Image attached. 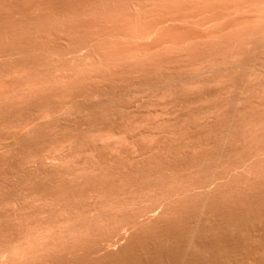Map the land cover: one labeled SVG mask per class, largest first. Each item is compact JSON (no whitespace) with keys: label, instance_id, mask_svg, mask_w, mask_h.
Here are the masks:
<instances>
[{"label":"rangeland","instance_id":"rangeland-1","mask_svg":"<svg viewBox=\"0 0 264 264\" xmlns=\"http://www.w3.org/2000/svg\"><path fill=\"white\" fill-rule=\"evenodd\" d=\"M125 1L0 0V264H264V43L108 71L182 3Z\"/></svg>","mask_w":264,"mask_h":264},{"label":"bare ground","instance_id":"bare-ground-1","mask_svg":"<svg viewBox=\"0 0 264 264\" xmlns=\"http://www.w3.org/2000/svg\"><path fill=\"white\" fill-rule=\"evenodd\" d=\"M114 1V0H113ZM125 1V0H124ZM129 1V0H128ZM132 1H134V0H132ZM154 0H152V2H153ZM158 1H160V0H156V3H154V4H150L151 6H152V9L154 8V5L156 4V5H159V2ZM162 1V0H161ZM167 1L168 0H163V4H165V2H166V4H168L169 5V2L167 3ZM171 1V7H173V9L170 7V5L168 6V8L169 9H171V10H169L168 8H166L167 9V11L165 10L164 12H168V10H169V14H170V12L171 13H173V10H174V8H176V6L179 4L178 2H180V1H178V0H174V2L172 1V0H170ZM175 1H176V3H177V5H176V3H175ZM187 1H189V0H187ZM186 0H182V3H181V5L182 4H184L185 6H190L191 7V5L189 4V2H188V5H186L185 4V2H187ZM191 1V0H190ZM193 1V0H192ZM191 1V2H192ZM201 1L202 0H200V1H198V0H194L193 2H195L194 4H193V6H194V8H196V10H197V13H195V12H193L192 14H188V16H186L187 14H183L182 12H187L186 11V9H185V7L182 5H178L177 6V8H178V11H177V9H175V11H174V15L176 16V17H173L174 15L172 14H170V16H172V17H169V15H168V17L167 16H165V18L167 17L168 19H164V21L162 20L163 18H161L160 17V15H159V18H161V21L158 19V23L157 22H153V23H156V24H154V25H152V22L150 23V25H151V27H149L150 25H147V27L145 26V23H144V19L145 18H143L142 20H143V23L140 21L141 19H139L140 17H137L136 19L138 20V24L140 25L141 23V28H143L142 29V31H139L138 33H135V35H132L131 33L133 32V28H130L129 30L128 29H126V28H128V27H126V28H123V29H126V30H128L127 32L129 33L128 35H127V33H125V35H127V36H130L131 37V41L133 42V40H134V42H137L138 44H139V47L138 48H136L137 46H135V45H137V43L136 44H133L132 45V47L131 48H133V50H131V51H129L130 49H127V50H124V51H126L125 53L126 54H124V52H123V54H122V52H121V54L122 55H120L119 57L117 56V57H114L115 58V60H113L114 58H112L113 56H110L112 59H109V57L107 56L106 57V59H107V61H112V62H107L106 60V63H108V65H105V61H102L103 59H104V56L101 58L100 57V59H101V61L103 62V65L104 66H106V68L105 69H107V67L110 65V67L108 68V69H110V68H112V66H117L116 64H114L113 62L115 61V63H118L119 62V64H120V67H121V65L122 64H124L125 62H127V63H132V64H134L135 65V63H141V62H143L144 63V61L146 62V60H148V59H153V58H155V57H159V56H164V59L166 58L165 56H168V55H177L178 56V54H179V56H180V54H182L183 56L185 55L186 57L187 56H189V52H190V56L189 57H192L191 56V54H194L195 53V51L196 50H198V52H199V49L198 48H202V47H207V49H208V47L210 48L211 47V49H213V46H215L216 48H219V46H217L218 44L221 46H224V44L225 45H227V47L229 46V43H234L235 45L237 44V46H235L234 44V46L235 47H237V50H238V48H239V45H240V47L242 46L243 48H249V46H250V44H252V42L253 41H255L258 45H261V46H259V47H261L262 48V43H264V0H206L207 2H208V6L205 8L204 6H205V4L207 3L205 0L204 1H202L203 3H201ZM108 2V1H107ZM119 2V1H118ZM121 2V1H120ZM126 2V1H125ZM124 2V3H125ZM136 2V1H135ZM140 3H141V1H139ZM146 2H148L147 0L145 1V4H144V2H143V4H144V6L147 4ZM151 1H149V3H152ZM198 2V3H197ZM202 4H200V3ZM106 3V2H105ZM131 3V2H130ZM138 3V2H137ZM137 3H135V6H136V4ZM161 3V2H160ZM172 3H175V4H172ZM200 4V7L201 8H203L202 10H200L201 8H198L197 6V4ZM134 4V3H133ZM163 4L161 5V6H163ZM196 4V5H195ZM99 5H101V4H99ZM109 5V4H108ZM124 5V4H123ZM129 5H132V4H129ZM147 5H149V4H147ZM173 5H176L175 7L173 6ZM111 6H112V4H111ZM119 6H121V5H119ZM135 6H132L133 8H135ZM139 6H140V4H139ZM138 6V7H139ZM165 6V5H164ZM196 6V7H195ZM203 6V7H202ZM100 8H101V6H99ZM104 7V6H103ZM108 8H109V6H107ZM118 7V6H117ZM137 7V9H139ZM141 7V6H140ZM180 7H182V8H184L183 10L184 11H182V8H181V11L179 10V8ZM189 7V9L190 10H195V9H193V7H192V9ZM122 8V7H121ZM141 8H143V7H141ZM140 8V9H141ZM199 10H198V9ZM103 9V8H102ZM125 9H126V7H125ZM128 9H130V8H128ZM127 9V10H128ZM139 9V10H140ZM145 9H147L146 7H145ZM162 9V8H161ZM165 9V8H164ZM93 10V9H92ZM92 10H91V12H92ZM100 10V9H99ZM105 10H108L106 7H105ZM118 10V9H117ZM119 10H120V8H119ZM133 10V9H132ZM132 10H131V12H132ZM135 10H136V8H135ZM134 10V11H135ZM144 10V9H143ZM143 10H141V12L143 11ZM148 10H150L151 11V8H149ZM153 10H157V8L155 7ZM163 10V9H162ZM161 10V11H162ZM195 10V11H196ZM95 11V10H94ZM109 12L111 11L110 9L108 10ZM121 11H123V10H121ZM147 11V10H146ZM178 12V14H176L175 12ZM100 12V11H99ZM99 12H98V14H99ZM105 12V11H104ZM114 12V11H113ZM126 12V11H125ZM124 12V13H125ZM128 12V11H127ZM141 12H139V13H141ZM144 12V11H143ZM142 12V13H143ZM189 12V11H188ZM192 12V11H191ZM112 13V12H111ZM114 13H116V12H114ZM113 13V14H114ZM136 13L138 14V12L136 11ZM144 13H147V12H144ZM180 13H182V15H183V17H181L182 15L180 14ZM190 13V12H189ZM109 14V13H108ZM118 14H120V13H118ZM148 14H149V12H148ZM160 14H161V16H163L164 17V14H163V11H162V13L160 12ZM167 14V13H166ZM165 14V15H166ZM180 14V15H179ZM103 15V14H102ZM112 15V14H111ZM135 15V14H134ZM177 15H179L178 17L179 18H177ZM105 16V15H104ZM138 16V15H137ZM139 16H140V14H139ZM143 16V15H142ZM145 16V15H144ZM152 16V15H151ZM106 17V16H105ZM127 17V16H126ZM128 17H130V16H128ZM181 17V18H180ZM118 18V17H117ZM116 18V19H117ZM135 18V17H134ZM148 18V17H147ZM133 19V18H132ZM113 20V19H112ZM120 20V19H119ZM118 20V21H119ZM122 20H123V18H122ZM121 20V21H122ZM129 20V19H128ZM137 20H135V21H137ZM165 20H166V22H165ZM115 21H117V20H115ZM114 21V22H115ZM120 21V22H121ZM150 21H151V19H150ZM110 22V21H109ZM113 22V23H114ZM124 22V21H123ZM132 22V21H131ZM147 22V21H146ZM164 22V23H163ZM167 22H169L170 24H171V26H173V25H175L174 26V28L176 27V29H173L171 26H170V28H172V31H174V32H176V30L177 31H180L179 33L181 34V36H179L180 34H178L177 32V34H178V36L176 37V36H174V33L172 34L171 33V31L169 30L168 31V26L166 25V23ZM183 23L184 25H186L187 24V26L189 25V26H191V27H194V30H196L195 31V33H194V30H193V34L192 33H188V30H187V32H186V30H185V26H184V28H182V27H180V29L182 28V29H184V30H179L178 28V26H179V24L178 23ZM119 23V22H118ZM118 23H116L115 22V24H118ZM135 23V22H134ZM176 23V24H175ZM110 24H112V23H110ZM127 24V23H126ZM132 24V23H131ZM147 24V23H146ZM167 27V30H166V28H163V27H165L164 25ZM168 24V23H167ZM170 24H168V25H170ZM178 24V26H176ZM114 25V24H113ZM112 25V26H113ZM124 25H125V23H124ZM143 25V26H142ZM119 26V25H118ZM117 26V27H118ZM128 26V25H127ZM186 26V27H187ZM120 27V26H119ZM133 27V26H132ZM149 27V28H148ZM178 27V28H177ZM107 28H110L109 26L107 27ZM112 28V27H111ZM113 28H114V26H113ZM116 28V27H115ZM188 28V27H187ZM164 29L167 31V32H165L164 31ZM109 30V29H108ZM131 30V31H130ZM198 30V31H197ZM123 31V30H122ZM136 30H134V32H135ZM165 33H167V34H169V33H171V34H169V36H171L172 35V37H169L168 35V37H166V35H165V38H163V36H164V32ZM185 32V33H187V34H182V32ZM105 32V31H104ZM133 32V33H134ZM169 32V33H168ZM192 32V31H191ZM102 34V33H101ZM111 34V33H110ZM124 34V33H123ZM105 35V34H104ZM120 35H122V34H120ZM120 36V38H124V39H126L125 37H127V36ZM119 36V35H118ZM105 37V36H104ZM104 37H102V38H104ZM107 37H109V36H107ZM112 37V36H111ZM111 37H109L110 39H111ZM114 37V36H113ZM112 37V38H113ZM130 37H128V38H130ZM106 38V37H105ZM115 38H117V37H115ZM114 38V39H115ZM100 39V38H99ZM113 39V40H114ZM128 40V42H131L129 39H126L125 41H127ZM102 41V40H101ZM110 41H112V39L110 40ZM115 41H117V39H115ZM120 42L119 43H121L122 42V39L121 40H119ZM127 42V43H128ZM103 43V42H102ZM111 43V42H110ZM115 43V42H114ZM221 43H224V44H221ZM256 43H254V45L256 44ZM119 45V44H118ZM122 45V44H121ZM247 45H248V47H247ZM253 45V46H254ZM257 45V46H258ZM120 46V45H119ZM118 46V47H119ZM244 46H246V47H244ZM117 47V46H116ZM117 47V48H118ZM130 47V46H129ZM256 47V46H255ZM263 47H264V45H263ZM120 48V47H119ZM123 48V47H122ZM125 48H127V46L125 47ZM215 48V49H216ZM229 48V47H228ZM243 48H241V49H243ZM257 48V47H256ZM195 49V51H194V53H193V51L192 50H194ZM210 49V50H211ZM220 49V48H219ZM235 49V48H234ZM240 48H239V50H241ZM209 50V49H208ZM214 50V49H213ZM230 50V49H229ZM245 50V49H244ZM257 50H259V52H260V48L259 49H257ZM263 50V49H262ZM261 50V51H262ZM86 51H88V48H87V50ZM117 51V50H116ZM129 51V52H128ZM200 51H202V50H200ZM233 51V50H232ZM231 51V52H232ZM242 51V50H241ZM256 51V50H255ZM119 52V51H118ZM187 52V53H186ZM220 52H222L221 50H220ZM228 52V51H227ZM249 52V51H248ZM264 52V51H263ZM94 53V52H93ZM97 53V52H96ZM108 53V52H107ZM112 53V52H111ZM212 53V52H211ZM238 53H239V51H238ZM77 54V53H76ZM79 54V53H78ZM88 54H90V53H88ZM95 54V53H94ZM102 54V53H101ZM104 54H106V53H104ZM188 54V55H187ZM217 54V55H216ZM216 54H215V57L216 56H218L219 57V53H218V51H216ZM222 54H224V53H222ZM84 55V54H83ZM87 55V54H86ZM96 55V54H95ZM108 55V54H107ZM180 56V57H183V56ZM197 55H199V54H197ZM203 55V54H202ZM234 55V54H233ZM77 56V55H76ZM79 56V55H78ZM85 56V55H84ZM90 56L91 55H89V57H88V59H90ZM100 56V55H99ZM116 56V55H115ZM176 56V57H177ZM210 55H207L206 57H209ZM96 56H93L92 57V59L93 58H95ZM172 57V56H171ZM171 57H169V59L171 58ZM175 57V58H176ZM180 57L178 58V59H180ZM186 57H184V58H186ZM198 57V56H197ZM214 57V56H213ZM212 57V55H211V58L212 59H215V58H213ZM217 57V58H218ZM222 57V56H221ZM224 57V56H223ZM77 58V57H76ZM161 58V57H160ZM85 59V61H86V58H84ZM87 59V60H88ZM96 59H98V56H97V58ZM172 59V58H171ZM174 59V58H173ZM189 59H191V58H189ZM188 59V60H189ZM210 59V58H209ZM223 59V58H222ZM91 60V59H90ZM89 60V62L88 63H90L91 61ZM155 60V59H154ZM156 60H158V58L156 59ZM160 60V59H159ZM158 60V61H159ZM188 60H186V61H188ZM195 60V59H194ZM216 60H218V59H216ZM221 60V59H220ZM224 60V59H223ZM69 61V60H68ZM67 61V62H68ZM74 61V60H73ZM77 61H82V60H77ZM93 61H94V64H95V67H97V61L95 62V60L93 59ZM98 61H99V59H98ZM117 61V62H116ZM152 61V60H151ZM150 61V62H151ZM177 61V60H176ZM182 61V60H181ZM193 61V60H192ZM211 61V60H210ZM84 61H82V63H83ZM121 62V63H120ZM123 62V63H122ZM149 62V63H150ZM155 62V61H154ZM189 62V61H188ZM195 62V61H194ZM225 62V61H224ZM69 63H70V61H69ZM75 63H77L76 61H75ZM87 63V62H86ZM111 63V64H110ZM126 63V64H127ZM143 63H141V64H143ZM167 64H168V62H166ZM184 63H185V61H184ZM73 64V63H72ZM81 63H79V65H80ZM91 64V63H90ZM113 64V65H112ZM165 64V63H164ZM172 64V63H171ZM182 64V63H181ZM197 64V63H196ZM70 65V64H69ZM76 65V64H75ZM74 65V66H75ZM86 65V64H85ZM89 65V64H88ZM112 65V66H111ZM125 65V64H124ZM159 65H160V62H159ZM166 65V64H165ZM187 65V64H186ZM191 65V64H190ZM192 65H194V63L192 64ZM192 65H191V67H192ZM214 65V64H213ZM212 65V66H213ZM67 66H68V64H67ZM81 66H83L82 64H81ZM123 66V65H122ZM139 66V65H138ZM156 66V65H155ZM160 66H162V64L160 65ZM208 66H210L211 67V65H208ZM90 67H91V65H90ZM118 67V66H117ZM132 67V66H131ZM137 67V66H136ZM165 67V66H164ZM169 67V66H168ZM186 68H187V66H185ZM193 67H195V66H193ZM63 68V67H62ZM67 68V67H66ZM65 68V69H66ZM71 68V67H70ZM81 68H83V67H81ZM80 68V66H79V71L81 72L82 71V69ZM89 68V67H88ZM116 68V67H115ZM125 68V67H124ZM132 68H135V67H132ZM212 68V67H211ZM56 69H57V67H56ZM73 69V68H72ZM72 69H71V71H72ZM75 69V68H74ZM76 69H78V68H76ZM87 69V68H86ZM91 69H93V68H91ZM90 68H89V70L87 69V71H85V72H87V75H88V73L90 72V70H91ZM107 69V70H108ZM136 69V68H135ZM160 69V68H159ZM190 69V68H189ZM198 69V68H197ZM70 70V69H69ZM93 70H95V71H97L96 69H93ZM62 71V70H61ZM64 71V70H63ZM65 71H67V69L65 70ZM89 71V72H88ZM92 71V70H91ZM109 71V70H108ZM138 71V70H137ZM52 72V71H51ZM69 72V71H68ZM76 71L74 70L73 71V74L75 73ZM77 72H78V70H77ZM79 72V73H80ZM85 72H81V74L82 73H85ZM113 72V71H112ZM115 72H117V71H115ZM119 72V71H118ZM57 73V72H56ZM55 73V74H56ZM66 73V72H65ZM64 73V74H65ZM91 73H94V71L93 72H91ZM124 73V72H123ZM138 73V72H137ZM140 73V72H139ZM59 74V73H58ZM71 74V73H70ZM103 74V73H102ZM75 75H78L77 76V78L76 79H78L79 78V76H80V74H77V73H75ZM84 75V74H83ZM65 76V75H64ZM64 76H61V78L62 77H64ZM71 76V75H70ZM68 76V78L67 79H69V78H71V77H74V76ZM90 76V75H89ZM97 76V75H96ZM99 76V75H98ZM97 76V77H98ZM46 77V76H45ZM60 77V75L58 76V78ZM80 77H82V76H80ZM86 77L87 76H85L84 78L86 79ZM58 78H56V79H58ZM60 78V79H61ZM83 78V77H82ZM80 79V78H79ZM84 79V80H85ZM96 79V78H95ZM102 79V78H101ZM46 80V79H45ZM65 81H67L66 79H64ZM82 80V79H81ZM58 81V80H57ZM62 81V80H61ZM70 81V80H69ZM79 82V81H78ZM55 83V82H54ZM57 83V82H56ZM59 83H61V82H59ZM66 83V82H65ZM69 83V82H68ZM84 83V82H83ZM48 84H51V83H48ZM72 84V83H71ZM70 84V85H71ZM53 85V84H52ZM60 85V84H59ZM61 85H63L62 83H61ZM65 85V84H64ZM68 85V84H67ZM76 85V84H75ZM77 86V85H76ZM50 87V86H49ZM54 87H56V85L54 86ZM226 173V172H225ZM220 176V175H219ZM222 177H224L223 175H222ZM226 178V177H225ZM211 179V178H210ZM215 179V178H214ZM218 180V179H217ZM222 180V179H221ZM206 181V180H205ZM216 181V180H215ZM209 183H210V181H208ZM218 182V181H217ZM222 182V181H221ZM225 182V181H224ZM205 183V182H204ZM207 183V182H206ZM208 184V183H207ZM213 184V183H212ZM216 184V183H215ZM198 186L200 185L199 183L197 184ZM196 185V186H197ZM202 185V184H201ZM201 185H200V188H197L196 186H195V189L197 188V189H201ZM205 185V184H204ZM209 185V184H208ZM206 186V188L208 187L209 188V186ZM219 185V184H218ZM204 186V187H205ZM210 186H211V184H210ZM203 187V188H204ZM212 187H214V186H212ZM187 188V187H186ZM191 188V187H190ZM202 188V189H203ZM180 190V189H179ZM197 191V190H196ZM202 191V190H201ZM201 191H199V192H201ZM204 191H206V189L204 190ZM189 192H190V190H189ZM188 192V193H189ZM192 192H195L194 190L192 191ZM207 192V191H206ZM209 192V191H208ZM212 192V191H211ZM180 193V192H179ZM204 193V192H203ZM192 194V193H191ZM163 195V194H162ZM175 195V194H174ZM190 195V194H189ZM199 195V194H198ZM202 195V194H201ZM204 195V194H203ZM207 195V194H206ZM179 196V195H178ZM188 196V195H187ZM161 197V196H160ZM165 197V196H164ZM169 197V196H168ZM172 197V196H171ZM177 197V196H176ZM189 197V196H188ZM192 197V196H191ZM197 197V196H196ZM199 197V196H198ZM174 198V197H173ZM200 198V197H199ZM158 199V198H157ZM193 199H194V197H193ZM202 199V198H201ZM205 199V198H204ZM171 200V199H170ZM177 200V199H176ZM184 200V199H183ZM186 200V199H185ZM206 200V199H205ZM205 200H204V202H205ZM158 201V200H157ZM159 201H161V199H159ZM195 201V200H194ZM199 201V200H198ZM203 201V200H202ZM172 202V201H171ZM171 202H169V203H171ZM175 202V201H174ZM177 202H178V200H177ZM188 202H190V200L188 201ZM188 202H186V203H188ZM197 202V201H196ZM200 203H201V201H199ZM158 203V202H157ZM164 203V202H163ZM167 203V202H166ZM166 203H164V205L166 204ZM173 203V202H172ZM191 203H193V202H191ZM198 203V202H197ZM154 204H156V203H154ZM159 204V203H158ZM174 204V203H173ZM180 204H181V202H180ZM172 205V204H171ZM184 205V204H183ZM201 205H203V204H201ZM160 206H161V202H160ZM167 206H168V204H167ZM182 206V205H181ZM186 206H187V204H186ZM130 207V206H129ZM170 207V206H169ZM174 207V206H173ZM176 207V206H175ZM178 207V206H177ZM202 207V206H201ZM201 207L199 208V209H201ZM168 208V207H167ZM180 208V207H179ZM193 208V207H192ZM149 209V208H148ZM176 209V208H175ZM183 209V208H182ZM181 209V210H182ZM143 210V209H142ZM145 210H147V209H145ZM157 210H158V207H157ZM176 210H178V209H176ZM195 210H197V209H195ZM153 212V211H152ZM180 212V211H179ZM185 212V211H184ZM150 213V212H149ZM199 213V212H198ZM140 214V213H139ZM143 214H145V212H143ZM142 214V215H143ZM148 214V212H146V215ZM196 214V213H195ZM146 215H143V216H145V218H143L144 220L146 219ZM148 215H150V214H148ZM147 215V216H148ZM183 215V214H182ZM189 215V214H188ZM99 216V215H98ZM140 216V215H139ZM185 216H187V215H185ZM149 217V216H148ZM188 218V217H187ZM97 219H98V217H97ZM189 219V218H188ZM187 219V220H188ZM141 220V219H140ZM148 220V219H147ZM195 220V219H194ZM193 220V221H194ZM146 221V220H145ZM191 221V220H190ZM136 222V221H135ZM180 222V221H179ZM195 223V222H194ZM147 225H148V223H147ZM190 225V224H189ZM226 225V224H225ZM96 226V225H95ZM135 226V225H134ZM173 226V225H172ZM236 226V225H235ZM99 227V226H98ZM143 227V226H142ZM193 227V226H192ZM226 227V226H225ZM229 227V226H228ZM231 227V226H230ZM196 228V227H195ZM236 228V227H235ZM166 229V228H165ZM226 229H228V228H226ZM197 230V229H196ZM231 230V229H230ZM230 230H229V232H230ZM232 230H233V228H232ZM240 230V229H239ZM166 231V230H165ZM71 232V231H70ZM164 232V231H163ZM168 232V231H167ZM68 233V232H67ZM228 233V232H227ZM226 233V234H227ZM69 234V233H68ZM230 234V233H229ZM239 234V233H238ZM63 235V234H62ZM191 235V234H190ZM236 236H238L237 234H236ZM264 239V238H263ZM142 240V239H141ZM146 240V239H145ZM144 241V240H143ZM191 241V240H190ZM238 241V240H237ZM239 241H240V238H239ZM238 241V242H239ZM246 241V240H245ZM264 241V240H263ZM148 242V241H147ZM241 242V241H240ZM235 243V242H234ZM191 244V243H190ZM139 245V244H138ZM242 245V244H241ZM263 245V244H262ZM179 246V245H178ZM249 246V245H248ZM183 247H185V246H183ZM244 247H246V245L244 246ZM261 247V246H260ZM255 248H257V247H255ZM241 249H243V248H241ZM262 249V248H261ZM7 250H9V249H7ZM137 250V249H136ZM139 250V249H138ZM144 250V249H143ZM187 250V249H186ZM229 250V249H228ZM253 250H256V249H253ZM10 251H12V250H10ZM141 251V250H140ZM191 251V250H190ZM236 251V250H235ZM234 251V252H235ZM246 251V250H245ZM21 252V251H20ZM197 252V251H196ZM199 252V251H198ZM219 252V251H218ZM233 252V251H232ZM231 252V253H232ZM233 252V253H234ZM239 252V251H238ZM243 253H244V251H242ZM263 251H261V253H262ZM8 253H11V252H8ZM7 253V254H8ZM15 254H16V251L14 252ZM99 253V252H98ZM184 254H185V251L183 252ZM191 253V252H190ZM189 253V254H190ZM214 253H216V251L214 252ZM223 253V252H222ZM233 253L231 254L232 256H233ZM259 253V252H258ZM14 254V255H15ZM198 254V253H197ZM196 254V255H197ZM200 254V253H199ZM218 254V253H217ZM230 254V253H229ZM247 254V253H246ZM255 254V253H254ZM254 254H253V256H254ZM263 254V253H262ZM10 255V254H9ZM9 255H8V257H9ZM17 255V254H16ZM227 255V254H226ZM230 255V256H231ZM248 255V254H247ZM11 256H13L12 254H11ZM21 256V255H20ZM20 256H18V257H20ZM25 256V255H24ZM27 256V255H26ZM182 256H183V254H182ZM193 256H194V254H193ZM199 256V255H198ZM214 256H215V254H214ZM218 256V255H217ZM228 256V255H227ZM237 255H235V257H236ZM7 257V258H8ZM14 257V256H13ZM18 257H16V258H18ZM201 257V256H200ZM262 257V256H261ZM16 258H15V260H16ZM20 258H25V257H20ZM180 258V257H179ZM220 258V257H219ZM221 258H223V257H221ZM234 258V257H233ZM232 258V259H233ZM247 258V257H246ZM8 259H10V258H8ZM123 259V258H122ZM175 259H177V256H176V258ZM185 259V258H184ZM190 259V258H189ZM196 259V258H195ZM202 259V258H201ZM241 259V258H240ZM12 260V259H11ZM22 260H24V259H22ZM178 260V259H177ZM181 260V259H180ZM193 260V259H192ZM212 260H213V257H212ZM211 260V261H212ZM215 260V259H214ZM247 260H248V258H247ZM10 261V260H9ZM14 261V260H13ZM195 261V260H194ZM202 261V260H201ZM209 261V260H208ZM240 261V260H239ZM243 261V260H242ZM5 262H8V260L7 261H5ZM16 262V261H15ZM181 262H182V260H181ZM204 262V261H203ZM206 262V261H205ZM217 262H218V260H217ZM235 262V261H234ZM249 262V261H248ZM253 262V261H252ZM17 263H20V262H17ZM123 263H125V262H123ZM177 263H180V262H177ZM185 263V262H184ZM201 263V262H200ZM220 263H222V262H220ZM15 264V263H14ZM176 264V263H175ZM187 264H190V263H187ZM211 264V263H210ZM223 264V263H222ZM227 264H228V262H227ZM234 264V263H233Z\"/></svg>","mask_w":264,"mask_h":264}]
</instances>
